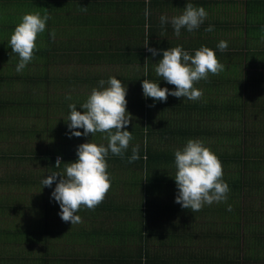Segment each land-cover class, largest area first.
I'll list each match as a JSON object with an SVG mask.
<instances>
[{
	"label": "trees",
	"instance_id": "16d2710c",
	"mask_svg": "<svg viewBox=\"0 0 264 264\" xmlns=\"http://www.w3.org/2000/svg\"><path fill=\"white\" fill-rule=\"evenodd\" d=\"M186 3L208 15L198 29L182 28L177 37L171 23L161 26L160 14L179 15ZM263 5L264 0H0V142L11 141V148H0V171L6 163L0 174V264H264V13L256 12ZM29 12L50 19L34 59L17 73L19 58L7 41ZM209 25L214 31H205ZM221 40L228 43L225 52L217 47ZM147 41L157 55L144 46ZM175 46L192 55L210 47L224 71L195 85L203 91L199 100L145 98V78L174 90L154 69L162 50ZM56 62L72 71L49 77ZM112 76L127 87L132 119L126 130L133 139L123 157H106L111 188L104 201L94 210L82 208V223L71 226L51 196L55 182L47 187L42 180L75 161L81 143L107 146L104 133L71 136L65 119L69 104L83 112L80 105L91 90ZM6 116L40 117L42 126L31 134L11 121L3 125ZM253 117L261 125L249 126ZM25 135L35 144L19 146ZM189 139L201 140L219 157L230 189L226 202L196 213L175 202L174 152ZM137 144L140 158L130 163Z\"/></svg>",
	"mask_w": 264,
	"mask_h": 264
},
{
	"label": "clouds",
	"instance_id": "9594fccd",
	"mask_svg": "<svg viewBox=\"0 0 264 264\" xmlns=\"http://www.w3.org/2000/svg\"><path fill=\"white\" fill-rule=\"evenodd\" d=\"M149 14L146 7V19ZM207 15L202 6L186 3L183 12L170 20L166 15H161L160 24L163 27L171 23L175 35L179 37L182 28L189 32L198 29ZM49 19L47 14L42 16L39 12H29L23 14L15 26L7 43L11 47V53L19 58L17 73H21L34 59L37 40L45 32ZM205 31H214V26L209 25ZM50 36L55 39V30H52ZM144 46L153 56L157 55L158 50L149 47L148 41ZM217 47L225 52L228 43L221 40ZM162 52V59L158 61L154 71L158 77L173 85L174 90L162 88L158 82L145 78L142 81L143 96L151 97L154 101L166 102L169 95L191 101L199 100L203 91L195 85L201 80H207L209 74L219 75L225 68L214 50L207 46L195 50L194 55L182 46L169 47ZM106 83L107 87H104ZM99 85V88L91 90L86 101L80 105L83 112L77 110L75 103L68 105L70 111L65 121H70L68 128L71 136L87 137L89 134L94 136L96 133H104L107 146L90 141L81 143L77 148L78 158L75 161L65 163L62 172L53 171L42 180V185L47 187L55 182L51 196L59 203L62 221L70 222L71 226L82 223V218L77 215L82 208L94 210L104 201L111 188L106 157L109 152L123 157L133 139L132 132L126 130L132 119L127 109V87L116 76L110 77L107 82L101 79ZM66 99L70 100L71 96ZM81 128L83 132L78 130ZM139 149L138 144L132 148L130 163L140 158ZM174 157L176 171L173 177L178 188L175 202L182 208L196 213L205 205L227 201L230 189L223 180V164L201 140L189 139L183 148L175 150ZM60 163L58 158L57 168ZM228 210L231 211L230 205Z\"/></svg>",
	"mask_w": 264,
	"mask_h": 264
},
{
	"label": "rangeland",
	"instance_id": "374dc122",
	"mask_svg": "<svg viewBox=\"0 0 264 264\" xmlns=\"http://www.w3.org/2000/svg\"><path fill=\"white\" fill-rule=\"evenodd\" d=\"M63 70H66L67 72L72 71V69L70 67H69V69L66 68V67H63V66L61 67V64L59 62H56L54 65L49 67V70H48L49 77H55V76H58V75L61 76V74L63 75ZM54 89H55L54 86H52L50 88V91H53ZM78 90H79L80 93H82V89L81 88H78ZM73 91H74V89H73ZM253 118H252V121H249V126L253 125L254 127H256V126L261 125V120L259 119V117H253ZM10 121H11V123L14 122V125L18 126V128H21V130L30 131L31 134H32V130L34 128L38 129V128H41V126H42V122L40 121V117H35V116H19V117L14 116V119L13 118H9V117L6 116L5 120H3L2 123H3V125H8L7 123H10ZM30 137H31V135L23 136V139L20 141L19 146H23L25 144L26 145L28 144L27 147H29V144H32V145L35 144V143H33V141H30ZM11 140H12V138H11ZM10 145H11V141L0 142V148H2V149H6V148L10 147ZM4 163L5 162L2 161L3 167H2V169L0 171V174H4V172H6L5 169H3L4 166H6L5 165L6 163L5 164ZM33 192L34 191H32V190L27 192V193L31 194V197H28V199L32 198V193ZM51 221H50L51 222V226L50 227L52 228V227H54L56 225V222L53 221V220H51Z\"/></svg>",
	"mask_w": 264,
	"mask_h": 264
},
{
	"label": "crops",
	"instance_id": "0c3cea01",
	"mask_svg": "<svg viewBox=\"0 0 264 264\" xmlns=\"http://www.w3.org/2000/svg\"><path fill=\"white\" fill-rule=\"evenodd\" d=\"M256 12H260V13H264V5L261 6L260 10L256 11ZM171 11H166L164 13H161L160 15H166L167 17H173V14L171 15ZM159 16V15H158Z\"/></svg>",
	"mask_w": 264,
	"mask_h": 264
}]
</instances>
